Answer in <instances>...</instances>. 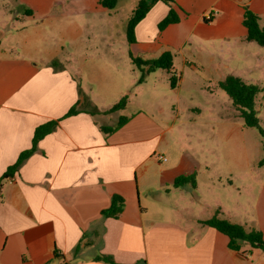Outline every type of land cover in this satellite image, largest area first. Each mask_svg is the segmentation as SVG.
Listing matches in <instances>:
<instances>
[{
    "label": "crops",
    "instance_id": "0c3cea01",
    "mask_svg": "<svg viewBox=\"0 0 264 264\" xmlns=\"http://www.w3.org/2000/svg\"><path fill=\"white\" fill-rule=\"evenodd\" d=\"M44 1L16 4L30 18L45 7ZM245 7L261 25L264 0L156 2L136 25L135 41L127 42L130 60H151L164 52L172 62L179 58L193 68L197 59L212 66L216 58L246 60L253 46L242 24ZM170 8L178 22L159 31L158 23ZM7 12L10 5L1 1L0 178L31 148L38 126L59 121L1 182L0 264H108L95 260L100 255L114 264H264V251L246 243L232 250L226 235L202 223L215 216L259 231L264 239V186L256 198L241 203L237 186L231 181L224 185L220 170L208 162L207 156L215 153L166 152L158 122L144 111L104 134L100 128L115 126L121 115L103 113L112 105L94 97L93 88L81 87L75 53L64 59L55 48L40 51L21 38L7 45L18 35L4 30ZM35 24L33 38L45 42L52 37L41 35L43 21ZM122 90L111 95L136 97ZM172 91L178 108L179 89ZM84 96L90 106L83 104ZM75 105L85 112L63 118ZM93 106L100 113L86 112ZM110 114L117 118L114 125ZM189 175H194V187L173 185L177 177ZM113 195L123 199L122 212L117 218L103 217L100 213L110 207Z\"/></svg>",
    "mask_w": 264,
    "mask_h": 264
},
{
    "label": "rangeland",
    "instance_id": "374dc122",
    "mask_svg": "<svg viewBox=\"0 0 264 264\" xmlns=\"http://www.w3.org/2000/svg\"><path fill=\"white\" fill-rule=\"evenodd\" d=\"M1 1L11 7L5 16L9 21L4 30L18 34L7 45L11 46L18 38L26 39L40 51L55 48L56 56L64 59L73 51L80 68L78 81L85 91L93 88L92 95L103 99L105 105H114L123 97L112 96L114 89L135 92L136 97L126 94V107L119 111L126 122L138 111H144L158 122L162 149L172 155L191 149L198 155L215 153L207 156L208 162L220 170L224 185L231 181L237 186L240 198L235 195L240 202L253 195L257 197L264 186V165H259L264 157V138L256 129L244 125L239 111L219 83L233 75L247 84L257 85L260 91L254 98L253 111L264 127V49L261 46L252 42L251 56L246 60L216 58L213 66L206 60L191 59L193 68L175 58L173 87L169 75L162 69L149 72L137 85L134 81H138L141 72L130 60L125 34L136 0H116L112 9L102 7L100 0H45V7L30 18L19 12L16 0ZM51 6H56V10ZM40 21L44 27L41 35L54 38L44 42L32 37L38 30L35 23ZM261 25L264 27V20ZM173 88L179 89L178 108ZM158 107L163 112L158 113ZM113 115L108 117L110 125L117 122Z\"/></svg>",
    "mask_w": 264,
    "mask_h": 264
},
{
    "label": "trees",
    "instance_id": "16d2710c",
    "mask_svg": "<svg viewBox=\"0 0 264 264\" xmlns=\"http://www.w3.org/2000/svg\"><path fill=\"white\" fill-rule=\"evenodd\" d=\"M159 1L163 2L166 5H170L173 2V0H136L135 9L133 10L126 25L125 34L128 43H133L135 41L134 29L136 25L146 16L152 5ZM100 4L105 8L112 9L115 7L116 0H100ZM176 22H178V17L175 11L170 8L166 17L158 23V30L161 31L169 24ZM242 24L246 28V40L255 42L264 49V27L260 25L259 17L247 7L244 8ZM131 62L141 72L140 78L138 79L137 83H142L145 80L147 74H149V72L153 71L154 69H162L169 75L171 86H174L175 77L172 74V56L169 52H164L159 57L151 60H142L140 58L131 57ZM219 86L230 98L233 106L239 111V115L242 118L244 125L246 127L256 129L258 134L264 138V127L259 124L256 114L253 111L254 98L260 91L259 87L254 84H247L239 77L233 75L226 76L225 79L219 83ZM126 103L127 96L125 95L117 103L112 105L103 113L109 114L123 110L126 107ZM83 104L85 106H90V103L86 96L83 97ZM80 112H85V110L79 109L77 108V105H75L68 110L63 118L78 114ZM86 112H89L91 114L100 113V111L94 106ZM58 121L59 120L49 121L38 126L35 129L31 148L21 152L16 162L13 165L9 166L7 170L2 174L0 178V191L1 182L11 177L14 172L18 170L21 164L31 154L34 153L38 141L45 135L54 131L58 124ZM125 123L126 118L121 116L115 126L101 127L100 129L104 134H111ZM259 165H264V157L259 162ZM185 184H190L192 187H194V175L179 176L173 182V185L175 187H179ZM123 205V199L120 196L113 195L111 198L110 207L106 210H102L100 214L106 218H117L122 212ZM202 223L226 235L229 238L228 246L232 250H237L240 243H246L253 248H258L264 251V239L261 232L259 231H246L242 226L238 224L219 219L215 216ZM55 255L56 253H54V256ZM95 260L103 261L108 264H114L112 258L105 255H100L96 257Z\"/></svg>",
    "mask_w": 264,
    "mask_h": 264
},
{
    "label": "built area",
    "instance_id": "2783aa9c",
    "mask_svg": "<svg viewBox=\"0 0 264 264\" xmlns=\"http://www.w3.org/2000/svg\"><path fill=\"white\" fill-rule=\"evenodd\" d=\"M207 18L209 19L210 17H207ZM160 158L163 159V160H165V158H163V157H161V156H160Z\"/></svg>",
    "mask_w": 264,
    "mask_h": 264
}]
</instances>
